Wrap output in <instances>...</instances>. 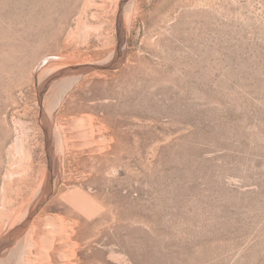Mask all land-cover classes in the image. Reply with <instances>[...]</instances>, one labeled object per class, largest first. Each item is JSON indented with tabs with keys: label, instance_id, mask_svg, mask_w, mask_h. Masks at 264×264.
Wrapping results in <instances>:
<instances>
[{
	"label": "rangeland",
	"instance_id": "374dc122",
	"mask_svg": "<svg viewBox=\"0 0 264 264\" xmlns=\"http://www.w3.org/2000/svg\"><path fill=\"white\" fill-rule=\"evenodd\" d=\"M0 264H264V0H0Z\"/></svg>",
	"mask_w": 264,
	"mask_h": 264
},
{
	"label": "water",
	"instance_id": "95a60500",
	"mask_svg": "<svg viewBox=\"0 0 264 264\" xmlns=\"http://www.w3.org/2000/svg\"><path fill=\"white\" fill-rule=\"evenodd\" d=\"M120 54V52H119ZM119 54H118V57H119ZM118 66L117 64V59H115L109 66L108 68H114ZM94 67H91V66H84V67H77V68H72V69H69L67 71H63L61 73V75H66V74H73V73H78V74H84V73H87L89 71H91Z\"/></svg>",
	"mask_w": 264,
	"mask_h": 264
},
{
	"label": "bare ground",
	"instance_id": "6f19581e",
	"mask_svg": "<svg viewBox=\"0 0 264 264\" xmlns=\"http://www.w3.org/2000/svg\"><path fill=\"white\" fill-rule=\"evenodd\" d=\"M20 138V137H19ZM17 141H19V140H17Z\"/></svg>",
	"mask_w": 264,
	"mask_h": 264
}]
</instances>
